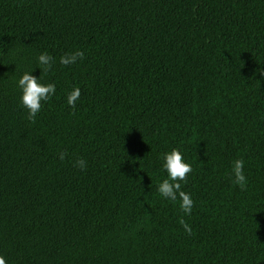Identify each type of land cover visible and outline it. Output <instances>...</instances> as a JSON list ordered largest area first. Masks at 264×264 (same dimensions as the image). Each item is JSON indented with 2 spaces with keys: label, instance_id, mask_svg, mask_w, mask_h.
I'll return each mask as SVG.
<instances>
[{
  "label": "trees",
  "instance_id": "trees-1",
  "mask_svg": "<svg viewBox=\"0 0 264 264\" xmlns=\"http://www.w3.org/2000/svg\"><path fill=\"white\" fill-rule=\"evenodd\" d=\"M45 51L56 93L32 121L17 81ZM173 148L192 165L187 216L157 192ZM0 254L264 264V0H0Z\"/></svg>",
  "mask_w": 264,
  "mask_h": 264
},
{
  "label": "clouds",
  "instance_id": "clouds-1",
  "mask_svg": "<svg viewBox=\"0 0 264 264\" xmlns=\"http://www.w3.org/2000/svg\"><path fill=\"white\" fill-rule=\"evenodd\" d=\"M84 59V52L76 50L71 53H66L59 58V63L64 66L74 65L78 60ZM37 67L41 70L39 77L33 74V71H25L17 81V87L20 90L19 102L23 108L27 110V118L35 121L37 114L42 107L50 101L56 93L55 83H45L43 75L49 72L55 64V59L47 51L41 53L36 59ZM81 97L80 87H74L67 93V104L75 108L76 102ZM66 153L61 152L59 158L64 160ZM162 165L161 170L167 173L164 178L157 185V192L159 195L169 201H179V208L184 215H191L194 200L192 195L182 189V182H187V176L192 172V165L188 162L186 155L179 148H173L171 151L163 153L161 156ZM74 167L84 170L87 163L83 158H79L74 162ZM233 183L241 189L246 187L247 178L244 173V161L236 159L232 164ZM180 224L185 232L189 235L192 232L190 225H188L183 218ZM0 264H7V258L0 254Z\"/></svg>",
  "mask_w": 264,
  "mask_h": 264
}]
</instances>
